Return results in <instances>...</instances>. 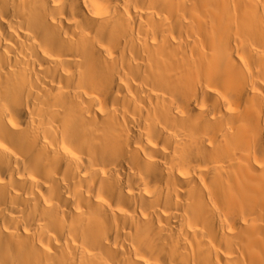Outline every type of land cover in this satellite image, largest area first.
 Listing matches in <instances>:
<instances>
[{
  "label": "bare ground",
  "instance_id": "6f19581e",
  "mask_svg": "<svg viewBox=\"0 0 264 264\" xmlns=\"http://www.w3.org/2000/svg\"><path fill=\"white\" fill-rule=\"evenodd\" d=\"M0 264H264V0H0Z\"/></svg>",
  "mask_w": 264,
  "mask_h": 264
}]
</instances>
